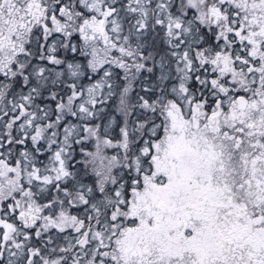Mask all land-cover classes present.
<instances>
[{"label":"snow or ice","instance_id":"snow-or-ice-1","mask_svg":"<svg viewBox=\"0 0 264 264\" xmlns=\"http://www.w3.org/2000/svg\"><path fill=\"white\" fill-rule=\"evenodd\" d=\"M0 264H264V0H0Z\"/></svg>","mask_w":264,"mask_h":264}]
</instances>
